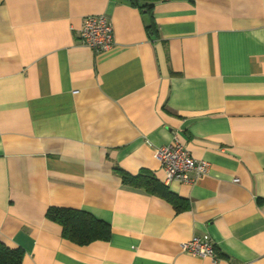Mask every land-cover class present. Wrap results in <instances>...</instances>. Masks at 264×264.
<instances>
[{"label":"crops","instance_id":"1","mask_svg":"<svg viewBox=\"0 0 264 264\" xmlns=\"http://www.w3.org/2000/svg\"><path fill=\"white\" fill-rule=\"evenodd\" d=\"M92 14L113 26L99 52L78 40ZM174 137L209 164L165 183L181 210L113 171L163 182ZM50 206L109 238H64ZM204 235L215 257L181 249ZM0 241L21 264H264V0H0Z\"/></svg>","mask_w":264,"mask_h":264},{"label":"built area","instance_id":"2","mask_svg":"<svg viewBox=\"0 0 264 264\" xmlns=\"http://www.w3.org/2000/svg\"><path fill=\"white\" fill-rule=\"evenodd\" d=\"M81 44L95 52L106 50L114 44L111 20L105 14H92L83 18L78 30ZM155 156L164 172V183H191L208 171V162L195 158L177 137L155 148ZM181 249L201 257H215V247L207 235L193 236L181 242Z\"/></svg>","mask_w":264,"mask_h":264},{"label":"trees","instance_id":"3","mask_svg":"<svg viewBox=\"0 0 264 264\" xmlns=\"http://www.w3.org/2000/svg\"><path fill=\"white\" fill-rule=\"evenodd\" d=\"M141 10L150 9L149 3H138ZM151 29V25L147 26ZM115 174L122 182L134 189L148 194L157 195L173 205L176 210L187 207V202L169 189L167 184L157 179L153 174L141 171L131 174L117 165L113 166ZM46 217L59 223L64 238L79 244L87 245L95 240H106L110 236V226L107 222L98 220L90 213L70 207L50 206ZM24 250L20 247L12 248L0 241V264H21Z\"/></svg>","mask_w":264,"mask_h":264}]
</instances>
